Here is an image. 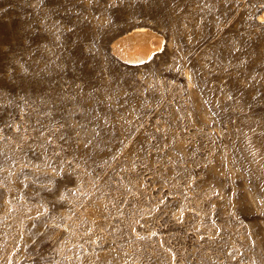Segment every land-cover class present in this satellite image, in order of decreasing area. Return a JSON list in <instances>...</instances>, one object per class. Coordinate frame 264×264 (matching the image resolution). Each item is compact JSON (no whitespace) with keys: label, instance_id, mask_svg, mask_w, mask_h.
<instances>
[{"label":"rangeland","instance_id":"374dc122","mask_svg":"<svg viewBox=\"0 0 264 264\" xmlns=\"http://www.w3.org/2000/svg\"><path fill=\"white\" fill-rule=\"evenodd\" d=\"M262 9L0 0V264H264Z\"/></svg>","mask_w":264,"mask_h":264},{"label":"bare ground","instance_id":"6f19581e","mask_svg":"<svg viewBox=\"0 0 264 264\" xmlns=\"http://www.w3.org/2000/svg\"><path fill=\"white\" fill-rule=\"evenodd\" d=\"M260 18H264V9ZM161 34L146 25H134L111 40V50L125 62L137 64L146 60L162 44ZM250 196V195H249Z\"/></svg>","mask_w":264,"mask_h":264}]
</instances>
